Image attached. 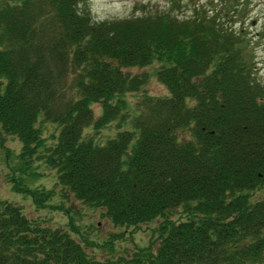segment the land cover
Segmentation results:
<instances>
[{"label":"trees","instance_id":"1","mask_svg":"<svg viewBox=\"0 0 264 264\" xmlns=\"http://www.w3.org/2000/svg\"><path fill=\"white\" fill-rule=\"evenodd\" d=\"M218 15L98 21L88 0H0V149L22 141L14 190L67 218L0 197V264H264V85ZM155 63L168 94L130 99L148 75L126 69ZM37 162L51 188L26 182ZM73 201L123 227L116 239L147 226L152 240L105 257L114 242Z\"/></svg>","mask_w":264,"mask_h":264},{"label":"rangeland","instance_id":"2","mask_svg":"<svg viewBox=\"0 0 264 264\" xmlns=\"http://www.w3.org/2000/svg\"><path fill=\"white\" fill-rule=\"evenodd\" d=\"M92 16L95 20H114L135 15H144L155 12H170L180 18L196 17L202 14L217 16L224 26H228L237 33L244 35L249 49V56L253 63L254 76L264 85V0H88ZM158 64L145 67H131L126 71L131 75H148V81L137 94H129L130 99H135L144 93L151 95L168 94L167 87L159 81L156 75ZM101 104H95L96 116L101 112ZM115 121L111 126L102 130V138L107 140L115 135L117 131ZM51 129L54 127L51 126ZM8 146L12 154L8 156L7 151L0 149V197L16 202L24 206L30 216L44 215L50 217L54 226L64 225L67 218L60 212L50 209L37 213L30 196L17 192L12 186L10 177H19L22 167L18 154L22 149V141L18 137H9ZM18 169V170H17ZM35 174L23 176L31 187L45 186L51 188L57 180L54 169L47 167L44 163H35ZM264 195V193H262ZM59 200V193L55 200ZM74 216L88 231L89 236L95 237L100 242H114L115 250L99 248L97 251L105 257L119 256L126 251H132L137 246H146L152 240V230L147 226L144 229H127L123 238L116 239L115 234L124 230L123 227L115 226L109 219L101 215L98 209L90 208L80 202L73 201ZM155 227V224H149ZM93 228V229H92ZM94 230V231H93ZM134 231V232H133Z\"/></svg>","mask_w":264,"mask_h":264}]
</instances>
